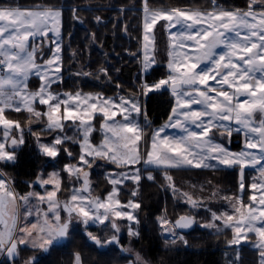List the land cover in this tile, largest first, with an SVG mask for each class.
Instances as JSON below:
<instances>
[{
    "label": "rangeland",
    "instance_id": "374dc122",
    "mask_svg": "<svg viewBox=\"0 0 264 264\" xmlns=\"http://www.w3.org/2000/svg\"><path fill=\"white\" fill-rule=\"evenodd\" d=\"M247 3L242 10L144 5L142 78L133 94L118 89L111 96L56 87L62 81L61 8L0 7V197L8 220L5 238L0 234V261L12 241L30 248L34 258L49 251L68 219L61 204L73 211L66 241L73 231L91 227L114 239L113 224L129 240L138 239L139 183L153 179L146 169L196 168L238 169L240 182L245 171L252 173L247 192L242 183L237 189L207 183L180 190L169 178L167 187L193 211L210 210L198 227L230 230L229 246L248 244L264 264V0ZM154 68L168 77L146 84L143 77ZM163 89L171 92L173 108L145 145L143 99ZM7 112L33 119L20 127ZM28 138L46 160L54 162L61 150L68 164L61 170L44 166L37 177L41 189L31 183L21 200L4 169L15 159L11 148ZM173 223L157 219L165 245L186 248ZM230 251L225 263L238 264ZM125 256L123 264H151L131 244Z\"/></svg>",
    "mask_w": 264,
    "mask_h": 264
},
{
    "label": "trees",
    "instance_id": "16d2710c",
    "mask_svg": "<svg viewBox=\"0 0 264 264\" xmlns=\"http://www.w3.org/2000/svg\"><path fill=\"white\" fill-rule=\"evenodd\" d=\"M247 2L248 0H0V7L61 8L62 81L56 87L63 93L80 91L111 96L116 95L118 89L123 90V95L133 94L137 91L139 76L142 78L144 5L150 9L188 6L211 9L222 6L242 10L248 8ZM167 77L168 74L163 69L154 68L144 75L143 80L146 84H153ZM143 104L149 120V125L144 129L143 141L146 145L152 130L170 116L173 108L171 92L163 89L150 93L143 99ZM5 115L20 127H25V122L33 119L26 112H7ZM30 141L29 138L26 139L16 165L8 172L20 190H24L21 180H31L38 166H41L40 163L45 162L44 158L36 156ZM74 153L75 157L79 156V146L75 147ZM66 164L68 158L61 150L54 162H49V166L59 170ZM146 171L152 174L153 179L142 178L139 183L136 197L139 204L138 239L129 240L123 234L121 247L129 249L130 244L133 245L135 250L143 251L151 264H226L224 257L230 250L238 255V264H260V252L248 244L240 245L237 249L229 246L232 238L230 230L212 233L198 227L197 221L210 218V210L201 208L193 211L173 196L167 187L169 178L180 190H188L190 186L197 185L205 187L207 183L221 189H237L242 183L247 192L251 172L245 171V177L240 182L238 169L182 168ZM90 173L94 179L98 174L94 169ZM103 183L108 190L107 181L103 180ZM159 217H166L173 222L182 217L194 219V229L181 234L187 240L186 248L165 245L166 240L157 225ZM112 230L114 231L113 226ZM97 231L92 227L73 231L69 240L61 245H53L46 254L39 255L34 264H123L129 260L118 247L108 245L112 239H107L108 236L103 231ZM88 232L94 235L89 236ZM90 239H95L99 246L90 242ZM102 243L109 250H104Z\"/></svg>",
    "mask_w": 264,
    "mask_h": 264
},
{
    "label": "flooded vegetation",
    "instance_id": "af4514ba",
    "mask_svg": "<svg viewBox=\"0 0 264 264\" xmlns=\"http://www.w3.org/2000/svg\"><path fill=\"white\" fill-rule=\"evenodd\" d=\"M26 141V140H25ZM24 141V144L20 147H15V148H11V151L13 152V154L15 155V159L14 161L11 163V166H7L4 171L8 174V172L10 171L11 168H13L17 161H18V157H19V154L21 153V150L23 149V146L26 144V142ZM16 146V144H15ZM33 146V145H32ZM33 151L36 153V156H40L41 158H44V163H40V167L38 166V169L35 171V174L33 176V178L31 180H28V179H23L21 180V183L23 186H24V190H20L19 187L16 185V181L15 179L12 177L13 179V189H14V192L16 195H18L20 197L21 200H25L27 197H28V194H29V190H30V184L31 183H36L35 186H34V190H39L41 189L38 185H40L41 183H39V181H37V177H38V173L39 175L42 174L41 171L42 169H44V166L47 167L49 165V162L48 160L45 159L46 156L44 155H41L37 150L36 148L33 146ZM9 175V174H8ZM11 176V175H9ZM85 183V182H84ZM83 183V185H84ZM46 187H48V185H45ZM90 187V186H89ZM83 188V187H82ZM1 199V197H0ZM2 204H3V201L1 199V208H2ZM64 206H67L65 204H61V208L66 216V218H68L67 220H69V222L71 223L70 221V217L72 218L73 216V211L72 213L70 214V216L68 217V214L64 208ZM70 210H72L70 207H68ZM1 212H2V209H1ZM2 215L4 216V214L2 213ZM4 218L6 219V224L3 226V227H0V234H2L3 236V239L5 238V235H6V232H7V228H8V220L7 218L4 216ZM67 220H65L64 222H66ZM63 222V223H64ZM70 223H69V228H70ZM62 225V224H61ZM60 225V226H61ZM59 226V227H60ZM68 228V230H69ZM113 228L115 230V234H116V237L114 239L117 240V244H113L114 246L118 247L121 252L123 254H125L127 252V249L128 247H121V244H122V234L120 232L119 229H117L116 225L113 224ZM58 230V229H57ZM56 230V231H57ZM68 230H67V233H68ZM55 231V232H56ZM55 235V233H54ZM56 239V237L54 238V240ZM113 240V239H112ZM111 241V240H110ZM109 241V242H110ZM32 250L28 247H21L20 245H18L15 241H12L11 244L8 245V248L6 249L4 255L2 256V260L0 261V264H34L37 260H38V256L35 255V258L33 256H31ZM24 253V254H23ZM47 253V250H43L41 254H46ZM40 254V255H41ZM26 256H28V261L27 260H24L23 258H26ZM22 259V260H21Z\"/></svg>",
    "mask_w": 264,
    "mask_h": 264
},
{
    "label": "water",
    "instance_id": "95a60500",
    "mask_svg": "<svg viewBox=\"0 0 264 264\" xmlns=\"http://www.w3.org/2000/svg\"><path fill=\"white\" fill-rule=\"evenodd\" d=\"M83 189H84L85 192L88 193L89 184L87 182L84 183ZM64 208H65V210H66V212L68 214V217H69L70 214L72 213V210H70L68 208V206H64ZM97 210L98 209L96 208V211ZM69 223H70L69 220H67L55 232L56 239L54 241V245H61V244H63L66 241L67 230L69 228ZM5 224H6V219L4 218V216L2 215V212H1V199H0V227H3ZM173 226H174L175 231H177L180 234H184V233H188V232H190L191 230L194 229L195 222H194V219L191 218V217H182V218L177 219L173 223ZM90 242L96 243L99 246V243L95 239H90ZM113 244H117V240L116 239H113L110 242H108V245H113Z\"/></svg>",
    "mask_w": 264,
    "mask_h": 264
}]
</instances>
